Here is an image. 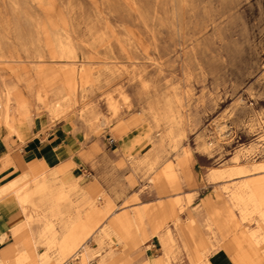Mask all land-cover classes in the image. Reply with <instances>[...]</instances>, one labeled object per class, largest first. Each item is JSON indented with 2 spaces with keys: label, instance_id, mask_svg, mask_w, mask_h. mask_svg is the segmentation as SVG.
I'll list each match as a JSON object with an SVG mask.
<instances>
[{
  "label": "rangeland",
  "instance_id": "obj_1",
  "mask_svg": "<svg viewBox=\"0 0 264 264\" xmlns=\"http://www.w3.org/2000/svg\"><path fill=\"white\" fill-rule=\"evenodd\" d=\"M26 49L42 58L34 63ZM67 50L73 57L61 56ZM72 67L88 73L83 92ZM0 75L16 88L70 92L68 114L54 119L34 107L31 139L41 127L62 126L72 136L68 156L75 163L68 170L82 187L97 180L115 209L130 207L124 201L133 194L139 202L171 198L176 191L156 177L161 170L180 185L184 221L197 214L204 225L208 211L213 227L231 230L234 221L245 231L256 227L255 214L243 218L231 195L240 182L264 176V0H0ZM83 103L99 112L91 125L78 119ZM118 122L127 127L124 137ZM128 135L137 138L130 151L120 145ZM6 143L12 157L24 141L9 136ZM47 149L63 153L56 143ZM148 149V164L127 155L143 158ZM3 172L0 184L20 173L6 165ZM80 197L69 194L73 203ZM150 239L146 250L159 254L157 239ZM24 244V251L36 246L30 236ZM110 247L120 249L113 241ZM67 260L81 264L79 256Z\"/></svg>",
  "mask_w": 264,
  "mask_h": 264
},
{
  "label": "bare ground",
  "instance_id": "obj_2",
  "mask_svg": "<svg viewBox=\"0 0 264 264\" xmlns=\"http://www.w3.org/2000/svg\"><path fill=\"white\" fill-rule=\"evenodd\" d=\"M73 55L71 50L61 54L66 58H71ZM25 56L33 58L34 63L42 58V55L27 49ZM12 57L14 56H8V58ZM69 71L77 77L81 84L80 90L83 92L84 86L82 85L86 84L88 73L84 68L75 67L70 68ZM32 72L38 75L40 69L36 67ZM11 75H16V73L11 72ZM68 94H63L60 91L37 89L33 84L27 88H16L8 85L4 77L0 75V132H2L0 135V146H2L0 167L2 171H4L5 165L14 168V161L9 154L6 143L7 138L13 136L18 141H24L22 129L27 122L34 121V114L32 113L34 107L42 108L54 119L65 111L68 114L72 103L75 101ZM106 103L115 114L116 106L111 98H107ZM148 112L156 123V114L151 110ZM30 115L33 118H30ZM78 119L82 124L91 125L99 119V112L95 107L83 103ZM114 128L120 137L127 134V127L122 122H118ZM147 138H150V134L145 136V139ZM136 139L135 136L128 135L120 143L122 149L130 151ZM143 154V158H139L133 152L127 153L130 161L148 164L150 161L149 149ZM256 169L262 170L263 166ZM245 171L243 168H238V173ZM51 172L52 169L32 156L29 159L27 171L20 173L11 182L4 181L0 187V199L9 195L15 197L21 204L25 218H45L56 229L55 236L44 244L45 256L43 258L37 254L36 246H28L25 251L30 256L29 260L19 262L15 259H4L3 251H0V264H55L74 256L80 257L81 264H86L85 261L89 257H96L97 264H121L125 255L138 251L140 244L151 237H155L159 241L161 251L160 260L156 264H174L182 257L186 258L187 264H217L208 259V252L217 245L228 256V264H264V176L240 182L231 195L243 218H246L247 214H255L256 227H253L254 229L251 231H245L238 229L239 224L234 220L230 227L231 230L225 225L213 227L212 221L208 217V211L204 218V225L199 224L197 214L189 215L187 221L181 219L178 211H181L180 203L184 197L178 193L180 185L173 180L170 173L165 174L161 170L158 171L156 177L168 181V191H176L175 194L170 195L171 198L167 201L139 202L135 194L130 200L124 201L127 205L128 201L133 202L130 207L115 209L113 201L106 198V202L102 205L103 211L99 210L94 215H90L87 209L73 211L69 203L58 204L60 194L57 187L44 183L45 187L51 186L48 191L54 195L46 199V195L41 192L37 197L38 208H27L32 192L39 187L43 188V181L46 180V176L51 180ZM27 176L29 181L25 180L24 183L16 185L19 179ZM187 197L189 196L187 195ZM160 209H162L163 214H161ZM107 212H109L108 217ZM105 218L108 219L105 220ZM166 219L171 220L169 226H165ZM209 232H211L210 235ZM37 241L30 237L31 243ZM111 241L120 246V249L116 250L120 256L118 255V258L107 262L105 261L107 259L105 253L111 248ZM90 242H94V245L90 246ZM13 250L15 251L14 248Z\"/></svg>",
  "mask_w": 264,
  "mask_h": 264
},
{
  "label": "crops",
  "instance_id": "obj_3",
  "mask_svg": "<svg viewBox=\"0 0 264 264\" xmlns=\"http://www.w3.org/2000/svg\"><path fill=\"white\" fill-rule=\"evenodd\" d=\"M35 129L36 124L33 120L27 122L22 129L24 144H19L20 148H18V152L12 155L14 168H16L20 173L27 171L29 168V159L32 156H35L37 161L43 163L49 169H52V177L50 180L49 177L46 176V180L43 181V188L39 187L37 190H34L32 192V196L27 204V208H38L39 202L37 200V197L41 192L43 193V195H46V199L53 196L54 194L52 195L48 191L51 186H56L60 194L58 204L69 203L71 204L70 207L73 211H78L84 208L89 210L90 215H94L95 213H97V211L102 209L105 198H110L113 201V199L107 192L100 189L99 182L97 180H90L92 182H85V185H87L82 187L76 181L77 176H74L73 172H70L68 170V168L71 167L73 163H75L73 156H68L70 148L67 145V137H72L68 131H66L62 126L53 128L51 130H47L46 128L41 127L40 132H38L39 130L37 131V136L34 140L31 139V136L33 135ZM1 134L2 132H0V135ZM52 143H56L60 151L63 153L57 154L55 152L56 149H47ZM1 149L2 147L0 146V150ZM81 170L84 169L82 168ZM20 173H18L17 176ZM59 175L64 181L62 182L60 180L61 182L57 183L55 180H57V177ZM3 178V171L0 167V179L2 180ZM15 178L16 177L11 178L10 180H6V182H11ZM3 182L0 184V187L2 186ZM44 183H49L52 185L45 187ZM70 193H80L81 197L78 201H76V203H73V201L69 198ZM134 195L135 194H133V196ZM133 196L131 195L126 200H130V198ZM99 199H102L101 205H98L96 203ZM127 203L128 205L131 204L130 201H128ZM160 212L161 214H163L162 211ZM170 223L171 220L170 222L168 221L167 223H165V226H169ZM55 234L56 229L51 225L50 221L46 220L45 218H25L21 204L15 199V197L9 195L3 199H0V251H3L4 259H15L19 262L26 261L28 257L24 251V239L28 238L29 236L33 237L34 240H38L36 242V249L37 247H41L42 251H36L38 255H41L43 257L45 256L44 244H46L47 241L54 237ZM149 239L140 244V246L142 247H140L138 251L129 253V255H125L121 260V264L158 263L160 260L161 251L157 255L152 254L151 252H148L146 250V247L148 245L144 246V244ZM89 244L90 246H93L94 242H92V244L90 242ZM152 246H155V244H152ZM13 248L16 252L13 250ZM125 251H127V249H125ZM105 255L108 259L105 260L107 262L120 256L119 252L114 250L113 248L107 250ZM93 260L91 261V264H94V262L96 261ZM209 260L215 261L217 264H228L229 261L228 256L222 252V249L219 245L211 249Z\"/></svg>",
  "mask_w": 264,
  "mask_h": 264
},
{
  "label": "built area",
  "instance_id": "obj_4",
  "mask_svg": "<svg viewBox=\"0 0 264 264\" xmlns=\"http://www.w3.org/2000/svg\"><path fill=\"white\" fill-rule=\"evenodd\" d=\"M59 264H74V262H72V260H64L60 262Z\"/></svg>",
  "mask_w": 264,
  "mask_h": 264
}]
</instances>
